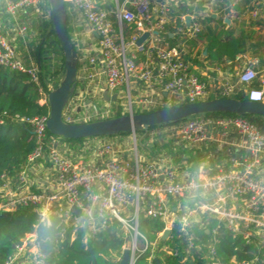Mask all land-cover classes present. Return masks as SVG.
Listing matches in <instances>:
<instances>
[{"label": "built area", "instance_id": "1", "mask_svg": "<svg viewBox=\"0 0 264 264\" xmlns=\"http://www.w3.org/2000/svg\"><path fill=\"white\" fill-rule=\"evenodd\" d=\"M107 1L114 5L111 10L98 7V2L104 4ZM177 1L66 0L98 34L100 58L92 57L90 66L95 68L98 62L102 65L100 73L105 76L106 90L118 97L123 93L129 101L125 105L127 114H135V106H165L177 99L191 103L207 100L212 93L208 84L189 70L183 57V44L172 45L161 35L171 22L173 3ZM206 1L194 0L193 11L188 14L191 16L190 29L186 26L187 15H181L175 22L176 33L170 35L197 37L203 30L204 20L199 7ZM40 2L3 0L5 10L15 21L16 35L24 38L29 29L27 23H20L19 15L32 10L42 13ZM230 13V18L236 17L235 12ZM251 13L257 17L259 10L254 9ZM47 14L51 17V11ZM129 24L135 26V31L127 37L125 30ZM144 33L149 36L138 45ZM140 54L144 55L143 60H139ZM236 61V81L220 78L214 93L221 98H233L239 91H245L248 100L264 102V69L259 67V59L242 54ZM0 65L27 74L42 93L39 102L48 105V93L54 88L49 84V92H44L40 86L39 63L33 60L28 64L24 62L1 28ZM156 75L163 85L158 91L155 89ZM94 76V72L88 73L85 91ZM133 80L144 86V94L138 100L132 95ZM255 80H259L260 87L249 88L248 85ZM88 106L81 94L72 97L63 119L68 123H83L111 113V106H107L103 112L86 110L76 116ZM48 117L49 114L23 120L31 123L36 138L30 162L35 164L46 152L51 163L55 176L47 185L49 190L47 186L40 192L31 188L40 166L32 165V177L23 171L20 175L23 185L17 188L11 186L6 173H0V212L13 211L19 205H32L38 213L39 224L42 217L57 216L65 227L88 224L93 234L106 226L103 219H115L130 238L123 248V251L130 250V264H135L149 248L154 251L157 246V242H151L147 233L141 231L142 216L163 223L164 228L159 232L161 240L165 231H170L166 240L174 245H165L163 250L169 255L180 256V264H195L198 259H209L210 263L206 264H264V133L251 121L242 116L212 117L205 114L188 118L171 134L195 153L199 150L206 156L196 166L194 162H185V166L178 169L164 157L158 161H146L139 154L136 139L130 149L106 143L97 150L96 160L74 161L61 153L54 141L51 146L47 144ZM212 145L218 149L234 147L236 154L217 165ZM127 153L130 157L125 158ZM74 206L79 214L73 211ZM227 236L237 244L235 250H242L247 258L239 260L233 255L225 260L219 254ZM60 237L63 240V232ZM74 237L73 232L72 239ZM5 264L51 263L42 249L38 233L34 231L21 239Z\"/></svg>", "mask_w": 264, "mask_h": 264}, {"label": "trees", "instance_id": "2", "mask_svg": "<svg viewBox=\"0 0 264 264\" xmlns=\"http://www.w3.org/2000/svg\"><path fill=\"white\" fill-rule=\"evenodd\" d=\"M244 5L251 4L252 0H242ZM194 0H179L173 3L174 13L172 16L177 17L185 14H191L193 11ZM40 9L42 13L27 11L19 15L21 24H28V33L22 38L16 35L14 30L15 21L13 16L5 10L3 0H0V28L7 40L14 45L18 55L27 64L31 60L39 63L41 68L40 86L49 92V84L56 87L59 79L64 73V54L57 39V35L53 29L51 17H48L50 6L48 0H41ZM73 7L70 2H66V10L68 14V31L72 39L71 27L69 25V10ZM98 7L112 9L113 3L107 1L102 4L98 2ZM202 3L199 9H202ZM240 8L239 6L236 9ZM259 17V16H258ZM260 18V17H259ZM203 30L197 37L189 38L186 34H176L173 37L170 33H176V23L171 22L165 26V31L161 35L172 45L176 43L183 44V57L189 64V70L208 84L207 77L194 70L193 65L200 64L202 61L197 57L218 65L232 66L237 56L249 54L259 59V66L264 67V35L256 33L251 29L250 25L244 22L238 24L237 29H232L224 19L208 15L204 17ZM259 24L254 21L251 26ZM248 28V29H247ZM135 31V26L129 24L125 30L126 36L129 37ZM201 42L203 49L206 51L204 56L201 50L196 48ZM145 57L140 54L139 60ZM88 81L78 79L77 87L73 97L79 96V90H85ZM141 83V82H140ZM51 84V85H52ZM209 86V84H208ZM212 93L207 100L221 98L217 93ZM249 88L260 87L259 80H255ZM42 93L39 91L38 85L31 82L29 76L22 72L11 70L0 65V173H6L11 181V186L17 188L23 183L20 175L23 171H27L29 177L32 165L38 166L41 163L45 167H51V163L44 152L41 159L34 163L30 162V155L36 148V138L33 133L31 123L25 122V118L43 117L49 114V105L39 102ZM168 100V97L163 96ZM233 98L247 101L249 98L245 91H239ZM91 101L85 97V102ZM123 93L118 99L111 102V113L109 116H101L91 118L90 121L102 120L110 117H121L126 115ZM186 100H173L170 104L158 107H141L135 106V113H147L164 107H177L186 104ZM106 101L103 98L93 99L91 105L88 106V112H103L107 109ZM85 108L76 113V116L84 114ZM212 117H233L238 116L231 113H210L205 114ZM197 116V115H196ZM194 117V116H192ZM258 127L264 133V117L260 115H244L242 116ZM191 118V117H190ZM188 119V118H187ZM185 119V120H187ZM185 120L174 123H165L161 125L151 126L148 131H138L136 136L140 137L141 149L139 154L146 161H158L164 157L176 168H183L185 162H194L197 165L204 155L194 149L184 146L171 133L182 124ZM47 144L49 146L56 143L58 150L68 158L76 161L83 159L84 161L96 160V152L102 145L106 143L113 144V140H123L131 133L123 132L114 136H99L81 139H68L51 134L48 130ZM119 144V143H117ZM126 149V148H121ZM214 152V163L219 165L221 161L230 159L236 152L234 147H224L218 149L212 145ZM125 158L130 157V153L124 155ZM227 165V162H224ZM32 189L35 187L32 186ZM53 228L46 230L38 222V213L32 205H19L15 210L0 212V264H5L8 257L15 251V246L21 242V239L28 233L36 231L42 244V249L47 255V260L51 264H118L122 257L123 248L129 242L130 238L125 234L121 223L112 218L103 219L106 223L105 227H101L100 231L93 234L89 225L84 227H65L60 224L59 217L52 218ZM164 228L161 221L157 219L140 218V229L146 232L151 242H157L156 249L153 251L149 248L143 255L139 257L135 264H180L181 257L169 255L163 247L165 245L174 244L170 240H161L159 232ZM63 232V240L61 233ZM74 232V239L72 233ZM219 249V254L229 260L233 255H237L238 259L247 258L248 255L242 250H235L237 244L233 242L232 237L227 236L223 240ZM210 263V260L198 259L195 264Z\"/></svg>", "mask_w": 264, "mask_h": 264}, {"label": "water", "instance_id": "3", "mask_svg": "<svg viewBox=\"0 0 264 264\" xmlns=\"http://www.w3.org/2000/svg\"><path fill=\"white\" fill-rule=\"evenodd\" d=\"M53 29L64 54V76L58 86L48 93L49 117L48 131L68 139H81L99 136H114L123 132L136 134L138 131H148L151 126L165 123H178L192 116L210 113H231L238 116L260 115L264 117V102L243 101L236 98H216L186 103L177 107H164L147 113L127 114L121 117H110L102 120L68 123L63 119L64 110L73 97L78 82L79 54L68 31V14L66 0H48ZM229 23V19H225ZM186 26L191 27V16H186ZM155 33H157L155 31ZM149 33H144L137 44L141 45ZM206 53V51H205ZM157 73V72H156ZM106 101H116L117 94L103 92ZM73 211L79 214L74 206ZM170 234L166 230L162 239ZM119 264H130V250L123 251Z\"/></svg>", "mask_w": 264, "mask_h": 264}, {"label": "crops", "instance_id": "4", "mask_svg": "<svg viewBox=\"0 0 264 264\" xmlns=\"http://www.w3.org/2000/svg\"><path fill=\"white\" fill-rule=\"evenodd\" d=\"M245 2L242 0H207L202 5V16L206 17L208 15H214L215 17H220L222 19H229L228 25H231L232 29H237L241 22H244L246 25H250L251 29L255 30L256 33L264 35V0H252L251 4L244 5ZM235 4L232 8V5ZM239 6L240 8L236 9ZM158 7V6H157ZM254 9L259 10V17H254L252 15V11ZM230 12H235L236 17H231ZM188 14H185V16ZM179 17L172 16V20L176 22ZM254 21H259V24H255L251 26V23ZM69 25L71 27V34H72V42L78 51L79 54V65H78V79H85L86 81L88 78V73L94 72L95 76L92 80H89V89L87 91L80 89L79 95L90 99L103 98V92L106 91V79L104 74L100 73L102 71V65L98 62L97 65L94 67L90 66V59L96 58L99 60L100 58V51L98 47V34L92 31L85 21V19L81 16L80 12L72 7L69 10ZM248 29V28H247ZM173 37V35L171 34ZM14 46V45H13ZM201 50L202 54L206 56L205 50L203 49V44L199 42L196 51ZM201 61L202 65L195 64L193 68L198 73L202 74L203 76L207 77L209 86L213 87L216 86L219 82L220 78H228L229 80L236 81L235 71L238 67V62L235 61L234 65L232 66H218L212 64L203 58L197 56ZM260 67V66H259ZM263 68L264 67H260ZM158 80V81H157ZM163 85L160 84L159 78L156 75V85L155 89L161 90ZM131 91L133 97L138 100L144 94V86L139 81L133 80L131 83ZM110 93V92H109ZM115 93H110L113 95ZM166 97V95L164 94ZM105 100V99H104ZM91 101L87 102L88 105H91ZM106 101V100H105ZM111 102L114 101H106V106H111ZM88 111V108L85 111ZM40 166V167H39ZM39 175L37 174L34 177L35 180H42L46 185L45 187L50 184V180L54 178V173L52 172L50 167H45L43 163L38 165ZM50 173V174H49ZM49 174V179L47 180L45 177ZM48 190L49 187L47 186ZM45 189V188H44ZM33 191L40 192V189L34 188Z\"/></svg>", "mask_w": 264, "mask_h": 264}, {"label": "rangeland", "instance_id": "5", "mask_svg": "<svg viewBox=\"0 0 264 264\" xmlns=\"http://www.w3.org/2000/svg\"><path fill=\"white\" fill-rule=\"evenodd\" d=\"M63 76H64V73H63V75H61V78L59 79V82L63 79ZM51 86L55 89L58 85L56 87H54V84H52ZM124 100H125L124 101V105L128 104L129 101H128V99L126 97H124ZM135 135L136 134L131 133L129 136L125 137L123 140L116 139V140H113L111 142H113L115 145L120 146L121 148L130 149L134 145V139H136L137 143L140 142V137H138V136L135 137ZM117 143H119V144H117ZM139 148L141 149V144L140 143H139ZM39 175L42 176V174H39ZM33 183L35 184L34 185L35 188L40 189V191H45V189H44L45 188V184H44V182L42 180H38L37 179V180L33 181ZM139 243L142 244L141 239H140Z\"/></svg>", "mask_w": 264, "mask_h": 264}, {"label": "clouds", "instance_id": "6", "mask_svg": "<svg viewBox=\"0 0 264 264\" xmlns=\"http://www.w3.org/2000/svg\"><path fill=\"white\" fill-rule=\"evenodd\" d=\"M41 224L44 227V229L46 230H51L53 228V221L51 216H47V217H42L41 218Z\"/></svg>", "mask_w": 264, "mask_h": 264}]
</instances>
